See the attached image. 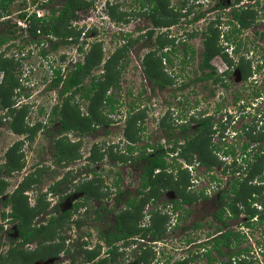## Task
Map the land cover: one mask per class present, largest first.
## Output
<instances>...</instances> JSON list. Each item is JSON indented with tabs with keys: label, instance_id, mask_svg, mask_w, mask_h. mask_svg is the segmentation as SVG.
I'll return each mask as SVG.
<instances>
[{
	"label": "rangeland",
	"instance_id": "374dc122",
	"mask_svg": "<svg viewBox=\"0 0 264 264\" xmlns=\"http://www.w3.org/2000/svg\"><path fill=\"white\" fill-rule=\"evenodd\" d=\"M25 1L27 0H16L12 3L8 11L11 16L0 24V36H9L6 24L20 28L27 27L28 24L25 25L22 21L18 24L19 17L16 15L18 10L27 6V2L24 4ZM75 1L79 8L76 7L74 10L83 9L80 10L83 16L78 22L82 27L78 29L77 26L72 25L74 12L69 22L63 19V25L60 22L57 26L59 30L64 28L72 37L71 40L62 39L63 42L60 43L61 38L51 33L32 37L25 31H20L11 32L12 36L10 35L11 38L8 39L9 47L0 46V61L10 62L11 68H8L17 82L9 95H2L1 93H5L6 90L0 87V95L3 97L0 96V168H2L0 180L6 183V188L0 190V264H68L72 256L77 259L78 264H82L83 252L79 249L87 250L93 247L98 240V232L113 226L116 213L124 206L122 204L125 199L124 194L129 191L134 195L135 189L139 190V176L143 171L144 161L140 160L139 156L151 151L150 146L146 148L145 146L157 144L156 151L165 148L161 143L169 147L171 140L179 137L178 127L184 123L181 117L187 120L188 117L185 116L187 109H192L193 105L209 112L216 107H224L229 111L227 114L217 111V115L223 113L221 118L225 119L221 120L222 126L215 132L213 129L208 130L206 135L200 132L196 137L197 140L205 138L209 144L211 142L213 146L216 145L220 149V156H215L212 151L213 146L208 144L203 157L212 160L210 167L205 168L206 165L199 162V155L186 150L184 154L189 162L184 161L194 165L195 169H183L178 175L174 170H167V173L173 175L172 177L177 178L179 182L177 192L167 188L155 200L153 196H149L142 200V203L139 201L137 208H124L123 219L128 227L135 228L137 220L143 224L154 221L156 226L158 225L154 231L158 230L161 237L153 244L151 242L147 244L140 252L138 248L132 247L134 244L138 247V239L130 240L125 250L121 248V252L125 251V260L131 262L138 260L137 257L142 258L143 255L146 260L142 259V261L148 264H172L174 259L188 254L189 257L192 256V262L195 264H213V261H206L204 255L205 249H214L209 243L210 240L205 242L204 239H209L208 236L215 233L217 226L220 225L213 219L212 214L231 196L229 194L230 196L224 199L219 197L222 191L230 187L232 169L237 165L242 167L239 174L243 178L249 169L247 163L250 160L249 162L253 163L252 167L258 169L257 173L250 175V189L254 190V198L257 199L259 195H263V198L255 200L256 204L253 203L248 209L242 206L240 201L235 203L237 215L229 217L227 223L235 231L242 233V237L233 248L223 249L225 254L221 259L227 262L228 252L248 249L238 257H244L250 264H264V217L254 225H247V216L251 211H255L258 215L264 213V205L259 206L261 200L264 203V135L258 131L260 123H264V35L260 34L261 29H264V15L257 22L260 26L258 31H255V27H251L244 31L231 32L227 31L230 21L228 4L231 0H167L169 5L167 8L171 7L177 14V23L162 33H167L169 39H176L177 57L171 66L175 73L173 84L171 81L169 85L160 87L148 80L141 64L142 55L151 46V43L142 36L143 31L151 24L145 10H141V4L150 8L152 1ZM106 1L111 3V6L106 3L107 8H105ZM261 1L264 3V0ZM65 2L66 0H53L46 6L61 9ZM257 8L263 13L262 7ZM208 23L219 30L215 38L216 45L218 43L217 48L220 50L212 58V65L218 72L224 70L226 63L222 60L223 53H228L229 68L237 64L242 65L248 76L242 81L238 77L237 70H234V74H231L233 80L229 82V86L226 89L219 86L213 94H208V90L206 91L210 87L209 84L205 92L204 90L199 92V84L193 88V83L187 82L188 78L182 75L186 71L196 70V60L186 67L177 61L183 56L180 40H190L197 58L199 57L202 51V29ZM127 32L132 34L128 37V42L131 44L125 46V52H122L120 46L122 47L126 42L124 34ZM160 35L166 37L165 34ZM38 38L43 40L41 44H35ZM52 41L58 42L56 48L49 47ZM40 49L45 50V55L40 54ZM91 53L99 57L101 55V59L85 75L82 87L89 85L92 79L96 81L102 78L104 73L113 74V82L118 81V85L112 86L113 83H108L106 93L113 94L117 100L116 107L112 112L109 106L100 110L101 120L93 121L94 131L90 135L80 134L75 129L58 132L56 114H49V108L56 101L59 102L56 96L59 86L47 90L46 85L53 76L54 68L65 66L63 75H68L74 69V61H84L85 56ZM155 53L157 55V51ZM115 55H121L118 62L123 63L122 68L116 69L117 66L114 68L110 63ZM107 61H109L108 70L104 68ZM162 65L168 68L167 62ZM167 73L170 76L168 69ZM1 83H7L5 70L0 71ZM258 92H261L259 95L262 98L255 97V93ZM236 96L239 98L235 101ZM2 100L8 102L2 105ZM251 102L254 107L245 108ZM89 104L95 105L78 94L66 103L67 107H74L80 116L83 114L85 116ZM63 107L66 108L64 105ZM166 107H169V110ZM163 113L164 116H161ZM217 115L215 113L212 116L214 122L221 119ZM194 118L197 119L195 116ZM36 121L40 122L36 123ZM43 121L46 124H43ZM24 124L27 127H22ZM139 126L141 130L137 131ZM193 126L195 123L190 125L189 133L194 132ZM15 127L22 130L17 132ZM168 130L172 131L169 135ZM179 138L182 142L181 137ZM56 139L59 146L63 143L67 147H69L68 143L75 144L67 160L55 161L58 154L53 141ZM130 141L133 142L132 151L127 152L126 147ZM246 143L249 154L241 160ZM14 149L19 159V165L15 167L18 171L14 169L13 172L7 173L3 163L7 159V152ZM93 151L98 155L95 161L90 160L88 156L89 152L92 154ZM256 153L262 155V161L258 164H254ZM173 155L174 159L170 155L166 158L170 165L183 161L181 158V160L177 159L174 152ZM233 155L237 158L236 161H232ZM187 164L182 163V166L187 167ZM27 172H30L29 180L26 178L22 180ZM212 176L217 179L216 182H212ZM194 177L197 180L191 183L190 180ZM19 181L23 182L25 192L21 190ZM87 181H90L91 186L98 187V193L90 200L89 198L86 200L85 211L81 208L70 218L47 225L45 230L34 235L31 242L27 243L21 238V233L18 231L20 222L15 217L16 204L21 205L26 214L21 228H35L39 224L46 223L50 216L54 217L58 214L54 211L55 205L58 204L57 207L64 211L72 201L84 198V194L74 191V188L85 187L91 191ZM210 181L215 185L213 188L209 185ZM114 183L121 185L122 196L112 195ZM17 184H19L18 188L11 193ZM56 184H58L57 191L53 189ZM64 193H68L66 198H62ZM182 196H188L192 201L173 211L170 205H166L169 199L179 200ZM10 197H13V200H9ZM93 198L97 200L94 201ZM98 200H102L108 210L101 211L100 216L95 219L93 209L99 205ZM37 202L42 207L39 211L36 207ZM71 218L78 219V225L74 226ZM248 221L251 223L250 219ZM196 222L201 226L195 227ZM152 231L148 230L146 239H152ZM60 236L65 239L67 251L59 249ZM136 237L141 236L137 234ZM76 245L78 248L75 249ZM97 247L98 244L93 249L97 250ZM32 249H35L33 259L40 257L44 259L33 263L30 256L29 259L24 258V255H31ZM210 254L214 256L215 252L210 251Z\"/></svg>",
	"mask_w": 264,
	"mask_h": 264
},
{
	"label": "flooded vegetation",
	"instance_id": "af4514ba",
	"mask_svg": "<svg viewBox=\"0 0 264 264\" xmlns=\"http://www.w3.org/2000/svg\"><path fill=\"white\" fill-rule=\"evenodd\" d=\"M52 1L53 0H27L24 3V4H26V2H27V6H24L23 9L18 10L16 15L19 17L18 19L20 21H22L25 25L28 23L29 17L32 16V15H35V17H38V18H41L42 19L39 22V24H42L45 27L46 26L45 24L47 22L48 17L51 16V14H52V10H55L54 15H57L58 12L60 11V9L48 8L46 6L47 3L52 2ZM151 1H152V4H151V7L150 8H147L143 3L141 4V10H145V13H146V16L148 18V21L151 24L150 26H147L146 27V30L145 31H143V35L142 36L145 37V39H146L147 42L151 43V46L142 55V57H141V64H142L143 72H144L143 61L146 58V56L148 55V53L153 52V51L154 52L157 51V55H155L156 57L159 56L162 52L165 53L161 57V64L162 63H165V62L168 63V68H166V67H164L162 65L163 72L165 74H167V76H168L167 82H165V84H157V83H154L152 80H150L147 77L148 80L151 81L153 85H158L160 87H165V86L169 85L168 83H170L175 78V76H174L175 73H174L173 68H171V66L173 65V63L175 62L174 60L177 57V54L175 53V51H176L175 48H176L177 45L175 44L176 43V39H169L170 37H168L166 35L167 33H162V32H164V30L165 31L168 30V28L171 25H173V24H167V25H163V26L158 25V24H156L154 22V20H156V19L155 18H151L150 15L148 14L149 12H152L154 15H157L158 14V11H155V10L153 11V9H152L153 8V1H155V0H151ZM12 3H11V5H12ZM106 3L108 4V6H111V3H108V1H106L104 3V7L105 8H107V6H106L107 4ZM263 4L264 3L261 0H231L230 3L228 4V11H229V14H230V21H229V27L227 28V31H231V32L244 31L245 29H249L251 27H255V31H258V29H260V26H259V24H257V22L259 21L260 18H262L261 16L264 15V7H263ZM167 6H169V5H167ZM259 6L262 7V12L263 13H260L261 12V9H258L257 8ZM57 8H59V7H57ZM168 8H171V7H168ZM246 9H253L256 12L255 18L254 19H250L249 22L246 25L245 24L243 25V24H240V23H234L233 22L234 21V16H233L234 15V12H242L243 10H246ZM80 10L83 11V9H76L74 11V19H72V21H71L72 22V25L75 26V27L77 26L78 29H80L82 27V25H78L79 24L78 22L80 21L81 17L83 16ZM172 10L174 11V9H172ZM21 15H23V17ZM9 16H11V14L8 13V12L1 14L0 15V24L2 22H4L3 20H8ZM76 16H78V17H76ZM174 24H176V23H174ZM6 26H7V30H8L7 34H9V36L11 35V32H14L15 33V32H20V31H25L28 36H32V37H37V36H41V35H44V34L45 35H48L45 31H43L41 29V27L37 28L35 34H31V32L27 29L28 26L27 27L24 26V27H21V28L18 27V26H16V25H12V24H6ZM148 32H150V35L148 34ZM217 33L219 34V30L217 29V27H214L210 23L206 24V26L204 27V29H202V35H203L202 40H201L202 51H201V53H200V55H199L198 58H197V55H196V51L193 49L194 47L191 45V41L190 40H183V41L180 40V43H179V44H181V49H182L183 56H181L180 59L177 60L178 63H180L182 65H185V67H186V65H188L192 61H195L196 60V62H197L196 63L197 64V67H196V70L195 71H186V73H183L182 75L183 76H186V79L188 78L187 79V82L193 83V88H194V86H196V84H199L198 85V86H200V89H198L199 92H202V90H204V92H205V88H206L207 84L210 85V87L208 89H206V91L208 90V94L209 93H211V94L215 93L216 90H217V88L219 86H223L226 89L229 86V82H232V80H233L232 79L233 77L231 76V74L232 73L234 74V70L235 71L237 70L236 72L238 74V77L242 81L243 80L245 81L248 78V76L245 74L244 67L242 65H241V67H242V70L243 71H241L240 70V67L237 66V65L229 68L230 62L229 61L228 62L225 61L224 58L222 60H224V62L226 63V68L224 70L218 72L217 69L211 63L212 58L217 53L210 57V59L208 61L209 62V65H210L209 67H202L201 66V64L204 61L203 60V53L205 51V40H206V38L208 36H211V37H214V41L216 42V38L215 37L217 36ZM160 34H163V35L165 34V36L169 40L159 49V46L156 43V39H157V37ZM260 34L264 35V29H261ZM130 35H132V34H130L128 32L124 34V38H126V40H125L126 42L124 43V45L122 47L120 46V49H123L125 47V45L127 46V45H130L131 44V43L128 42V37ZM9 36L8 35L7 36L6 35L5 36H0V46L1 45H6V48L9 47L10 42H8V39L11 38V37L9 38ZM67 38L71 40L72 37L68 36ZM43 39H45V38L43 37ZM66 39H65V41H67ZM137 39H139V38L137 37ZM42 42H43V40L40 39V38H38V40L35 42V44H37V43L41 44ZM53 42H56V41H52L49 44V47L50 48H51V44ZM59 42L61 43L63 41L61 40ZM217 45H218V43H217ZM123 51H125V50H123ZM39 52H40V54L45 55V50H41L40 49ZM225 52H227V51H225ZM225 54L227 55L228 53H225ZM75 62H77V60L74 61L73 64ZM55 69H60L61 73L63 74V72L65 71L66 67L65 66L64 67L58 66ZM167 69L169 70L170 76L167 73ZM144 75L146 76L145 73H144ZM56 76L57 75H55L53 73L52 78L49 80V83L46 85V89L47 90L49 88L53 89L52 87H58L59 86V88H58L59 90L57 91L58 93L56 95L57 96V99H59V102L56 101L54 104H52L50 106V108H49V114H56L55 117H56L57 123H58V132L60 131L61 133H63V131L72 130V128L71 129H67V130H63L62 129L63 124H62V120H61L62 119V112H61V110H62V108H64L63 105L67 107L66 103L69 100H72L75 96H77V94L80 96V93H83L85 91V88L82 87L83 90H80V89H78V85H75V86H72L69 90H65L64 91V90H62L63 87H64V84H62V82H60L59 84H56V80H55ZM63 76H65V75H63ZM229 79H231V81H229ZM183 80H184V77H183ZM172 84H173V81H172ZM183 85H184V83H183ZM260 93L261 92L255 93L256 94L255 97L256 98L257 97L258 98H262L259 95ZM81 97L83 99H85L83 96H81ZM238 98L239 97L236 96L234 100L236 101V100H238ZM194 101H195V103H197V99H195ZM250 104L249 105H246L245 108L254 107V105H253L252 102ZM166 108H167V110H169L168 109L169 107H166ZM54 109H55V111H54ZM53 111L55 113H53ZM187 111L188 112L185 115V116L188 117L187 120H186V118L181 117V119L184 120V123L178 127L179 128L178 129L179 130V137H181L182 142H181V140H180L179 137H174V138H178L179 139L177 145H180L182 143L184 144V142L186 140L189 141L190 139H192V137L193 138L194 137L196 138V136L200 132L203 133V134H205V135L208 133V130H212L213 129V132H215L218 127L222 126L221 123H223V122L221 120H224L225 119V118L224 119L221 118L224 114L221 113L223 115H221V114L220 115H217L218 114L217 111L225 112L226 114L229 113V111L227 109H225L224 107H221V108L216 107V108H214L213 110H211L209 112V111H206L205 109H201V107H198V106H195V105L192 106V109H190V110L187 109ZM215 113H216V115L219 118H221V119H218V121H216V122L213 121V117H212L213 115H215ZM86 115L87 116H90V113H89L88 109H87V112H86L85 116ZM83 116H84V114H83ZM161 116H164V113L161 114ZM194 116L197 117V119L194 118ZM172 118H173V120H175V117L174 116ZM49 120L51 121V118H49ZM177 120H178V118L176 117V121ZM192 123H195V126H193L194 127V132L189 133L188 131L190 130V125ZM43 124H46V122L43 121ZM94 126L95 125H94V123L92 121L91 123H89L88 125H86L85 128H83V131L82 132H79L77 129H75V130L78 133H80V134L86 133L87 135H90L94 131ZM258 128H259L258 131L261 132L262 135H264V123H260V125L258 126ZM139 130H141V126L137 127V131H139ZM171 132L172 131L168 130L167 131V134L169 135ZM174 138L171 140L170 146L173 144ZM57 140L58 139H56V141H53V144H54V147L56 149V152L58 153L57 161H56V159H55V161L56 162H59V161H61V158L60 157H61V154L62 153L61 152L59 153V148H58L59 143H58ZM167 142L168 143L170 142V139L169 138L167 139ZM132 144H133L132 141L128 142V145L126 147V151L127 152H131L132 151V149H129V148H132V146H133ZM247 144L248 143H246L244 145V148H243L244 154H243V157H241V160H243V158L247 157V155L249 154L248 151H247V149H248L247 148ZM155 145L154 144L153 145H146L145 148L147 146H150L149 149L151 151H149V153H147V152H145V153H147L149 155H154L155 153L161 152V151H156L157 144H155ZM209 145L212 147L213 146V143L210 142ZM161 146L165 147L163 150H168V147H166L165 144L161 143ZM249 150H251V148ZM212 151H214L215 156H220V149L218 147H216V145L213 146ZM150 152H153V153H150ZM173 152L175 153V156H176L177 159H179V160L183 159V161L185 160V161H188L189 162V160L187 159V156H186V159L181 158V157L178 156L177 153L179 152V148H178V150H175ZM173 152L172 151H169V150L166 151L164 158L166 159L167 156H169V155L172 158H174ZM193 153L195 155H199L197 152H193ZM91 155L92 154L89 152L88 156H89L90 160L92 159L91 158ZM227 155H229V153ZM236 159L237 158L235 156L232 157V161H234V160L236 161ZM92 160H94V159H92ZM140 160H144V159L143 158H140ZM5 161L6 160H4V163L3 164H5ZM183 161L182 160L179 161V163L181 164V167L183 169H186V168H188L189 170L195 169V166L194 165L187 164V162H185V161L183 162ZM249 161H248V163H249ZM144 162L145 161H143L142 168H143ZM182 163H185L188 166L187 167H183L182 166ZM201 164H203V163H201ZM203 165H206V164H203ZM3 167H4V169L6 170L7 173L13 172V170L9 172L4 165H3ZM209 167H210V164H209ZM205 168H208V165H206ZM241 168L242 167H240L238 165L233 168L234 172L231 173V176L232 177L230 178V180L228 179L229 180V183H230V187L228 189H225L224 191H222V192H226V196L225 197H220L222 192L220 193V196L219 197L221 199H224V198L229 197L230 196L229 194H231V196H232V193L230 192L231 183L233 182L234 179H240V180L242 179V177L239 174V171L241 170ZM1 169L2 168H0V170ZM158 170L159 169H155L154 170V174H156V172ZM15 171H18V170L15 169ZM175 173H176V171H175ZM236 173H238V174L236 176H234ZM142 174H143V171H142V173L139 176V190L138 189H135V192L136 193L134 195H131L129 193V191L124 194L125 199L122 202V204H124V206L121 207L122 210H120V211H118L116 213V215H115V222H114L113 226H110L108 228H105L103 231H99L98 232V235H97L98 240L96 241V244L93 247H90V248L87 249L89 251H87L86 248H83V250L79 249V251H82L83 252L82 253V256L84 257V259H83L84 262H82V264H91V263H94V262H96L97 264H144L143 261H142V258H140V257H137L139 259L138 260H135L136 262L135 261L131 262L130 260L126 261L125 260L126 258L124 257V252L125 251L121 252V248H123V250H125V248L127 247V245L130 243L129 242L130 240H137L138 239V247L135 246L136 244L132 245V247H133V249L134 248H138V251L140 252L142 250V247H143L142 244H146L147 245V244H150V242L153 244L154 242H156V240H158L161 237V233L159 234V236H154L153 235L154 232H155L154 231V228H153L152 229L153 230V234H151V238L152 239H146L148 237L147 236V232L149 230L147 228L151 225V223H149V224H143V223L140 222V220H137V222L135 223V228L128 227L124 223V219H123L124 211L123 210H124V208H131V207L128 206V200L129 199H133L134 197H136V199H137L138 196L139 197L141 196L139 194V191L142 190V187H141ZM29 175H30V172L25 173V176L26 177H23L22 180H24L25 178H28ZM245 176L246 175H244V177ZM211 178H212V182H216L217 179H215L213 176ZM195 180H197L196 177H194L193 179H191L190 182L192 181L191 183H193V181H195ZM21 181H19V183H21ZM87 182H88V185L90 186V184H91L90 181H87ZM248 182H249L248 184H251L250 181H248ZM209 185H210L211 188H213V186H215V185H213L211 183V181L209 182ZM18 186H19V184H17L15 186L14 190H12L11 193L15 192V190L18 188ZM112 187H113L112 195H114L116 197H117V195H119V196H122L123 195V192L121 191L122 190L121 189V185L119 183H114V186H112ZM56 188H58V184H56L53 189L56 190ZM97 188L98 187H95L94 186V192H92V189H91V191L89 190L90 193H84L85 191H83V189H81L80 187L74 188V191L83 193L84 194V196H83L84 198L78 199V200L76 199V200L72 201V203L70 204V206L67 209H65L64 211L63 210H60L57 207L58 204L56 203L57 205H55L54 211H57L58 214L56 216H54V217L53 216H50L46 220V223L39 224L37 227H39L40 225H46V227H47V225H49V220L51 218H59V215L63 214L66 210H71L70 215L63 217V218L57 220L56 222L61 221L64 218H70L72 215L76 214L79 211V209H81V208H84V211H85L86 208H87L86 200H88V198L90 200L92 197H95L96 196V194L98 193V189ZM167 188H171L172 190H174V192H177L172 187H167ZM167 188H165V189H167ZM145 190L146 189H144V191ZM163 190H164L163 188L160 190V193L161 194H162V191ZM22 191L25 192L24 189ZM137 192H138L139 195H137ZM161 194L159 196H161ZM67 196H68V193H64V195H63L62 198H66ZM254 196H255V193H252V197H254ZM158 197H154L153 196L152 198H153V200H155ZM181 198L182 197H180L179 200L169 199L168 200V203L166 205H170V208L173 211L176 208L182 206L183 204L190 203V202H185V203L181 202ZM258 198H260V197L258 196ZM258 198L257 199L254 198V200H251L252 201V204L253 203L256 204V201L255 200H258ZM229 199L230 198H228L227 201H224V203L221 204V206L217 210H215L213 212V214H212L213 215V219L215 221H218L220 223V225L217 226V229H216L215 233H213V234H211V235L208 236L209 239H206V238L204 239L205 242L207 240H210L209 243H211L212 244L211 247L214 248L213 250H210V249H207L206 250L205 249V253H204V255L206 256V258H205L206 261L207 260L213 261L214 262L213 264H239L240 261L246 260L244 257L240 258L238 256L240 254H242L243 251H246L247 252L248 249H237V251H230V252H228L226 254L227 262L221 259V256L225 254V252L223 251L224 248L225 249L226 248H233L234 246L237 245L236 236L239 233V231H235V229H233L232 226H230V224L227 223V219L229 217L236 216V215H234L233 212H231L229 210V208L227 206V203H228ZM9 200H12V197H10ZM93 200L96 201L97 199L93 198ZM98 201H100L99 205H96V208L94 207V209H93V216H94L95 219H97L100 216L101 211L106 212V210H108V208L104 205L105 203H103L102 200H98ZM138 202L139 201H136V203H138ZM260 202L261 203L259 204V206H261V204L263 205L262 200ZM37 205H38V207H41V205L38 202L36 203V207H37ZM242 206H244V205H242ZM221 207H224L223 214L222 215L220 214V216H216L215 213L221 211ZM120 214H121V216L119 218V215ZM249 219L251 220V223L248 221ZM119 220H122L121 221V224H119ZM259 221H261V220L259 219L258 214L257 215L255 214L254 216H251V217L247 216V223H248L247 225H251V224L254 225V223H258ZM18 222H20V220ZM53 223H55V222H53ZM72 223L75 226V225H78L79 221H78V219H72ZM194 226L195 227H200L201 224H199L198 222H196V223H194ZM37 227H35V228H37ZM45 229L46 228H44L43 230H45ZM122 229L123 230H127V231H131V233L129 234L128 237H125L124 236V232L122 231ZM18 231L20 232L19 227H18ZM227 232H229V233L232 232L230 234V236H229L230 237L229 238L230 241L228 243L227 242L226 243H223V241H222V239L224 238L223 235L225 233H227ZM20 233H21V238H23L22 237V235H23L22 232H20ZM137 234L140 235L141 237L140 238H137L136 237ZM143 235H145V237ZM33 237L31 239L26 240L27 243L28 242H31L33 240ZM58 239H61L60 241H58L59 249H61V251H63V250L67 251L68 249L66 248V246L64 244V242H65L64 240L65 239L62 236H60ZM81 242H83V241H81ZM97 244H98L97 250L96 249H93ZM76 248H78L77 245L75 246V249ZM34 250L35 249H32V251H30L31 255L28 254V257L29 256L31 257V262L34 263L37 260L44 259L43 257L36 258V259L34 258L33 259V257H35L34 256V252H33ZM210 251L211 252H213V251L215 252V255H214L215 257L210 254ZM56 253L58 254V252H56ZM122 254H123V256H122ZM89 255H91V257L90 258H87V256H89ZM219 256H220V258H219ZM71 258L72 259H70V261L68 262V264H78L77 263V259H74L73 256ZM172 264H195V263L192 262V256L189 257V255L186 254V255H183L182 257L178 258V259H174L172 261Z\"/></svg>",
	"mask_w": 264,
	"mask_h": 264
},
{
	"label": "trees",
	"instance_id": "16d2710c",
	"mask_svg": "<svg viewBox=\"0 0 264 264\" xmlns=\"http://www.w3.org/2000/svg\"><path fill=\"white\" fill-rule=\"evenodd\" d=\"M15 1V0H0V15L3 13H6L9 11L10 9V5L11 3ZM167 4L168 1L167 0H155L153 1V11H158L157 15H154L152 12H149L148 14L150 15L151 18H155L156 20H154V22L158 25H167V24H174L177 23L176 20V13L172 10V9H168L167 8ZM78 7V5L76 4L75 0H66L64 6L60 9V11L58 12L57 15H54L55 10H52V14L51 16L48 17L47 22H46V27H44L42 24H39V22L42 20L41 18L35 17V15H32L29 17V21H28V27L27 29L31 32V34H35L37 28L41 27V29L43 31H45L46 33H51L54 34L56 36H59L62 39H66L69 34H67L66 30L63 29H58L57 26L61 24L63 25V19H66L67 22H69L71 20V18L73 17V12L75 11L74 9ZM264 7V4H263ZM79 8V7H78ZM160 14V15H159ZM164 16V18L162 16ZM23 17V15H21ZM234 23H240V24H247L249 22L250 19H254L256 16V12L253 9H246L243 10L242 12H234ZM148 34L150 35V32H148ZM76 35H78V33H76ZM3 40V39H2ZM169 39L167 37H163L162 35H159L156 39V43L159 46V49L168 41ZM213 40V41H212ZM57 42H53L51 44V48H56L58 45ZM129 44V43H128ZM126 46V45H125ZM218 45H216V42L214 41V37L208 36L205 40V51L203 53V63L201 64L202 67H209V59L211 56H213L214 54L219 52V48H217ZM120 50V49H119ZM125 50L124 48L121 49L122 52ZM155 52H150L148 53V55L146 56V58L143 61V66H144V73L146 74V76L152 80L154 83L157 84H165V82H167L168 76L167 74H165L163 72L162 69V64H161V57L165 54V53H161L159 56H155ZM121 55H115L114 57L111 58L110 63L112 64V66L116 69L117 68H122L123 63L118 62V59L120 58ZM223 58L225 59V61H229L228 56L223 53ZM101 59V55L100 57L94 53H91L87 56H85V60L84 61H77L74 63V69L71 70L68 75L63 76V74L61 73L60 69H53V73L56 76L55 80H56V84H59L60 82H62V84H64V87L62 90H69L72 86L78 85V89L81 90L82 86H83V80L85 75L89 72L90 68L96 65V62H98V60ZM108 63L109 61L106 62V64L104 65V68L106 70H108ZM237 66L240 67V70H242L241 65ZM11 68L10 66V62L9 61H0V71L5 70L6 71V78H7V83H1L0 87L4 88L6 91L5 93H1L2 95H9V93L11 92L12 89L15 88L17 82L16 79L14 78V75L11 73V71L9 70V68ZM13 67V64H12ZM107 74V73H106ZM105 73L102 75V78L98 79V80H94L92 79L89 82V85L85 86V91L83 93H80V97L83 96L85 99L89 100L90 103H94L95 105L89 104L87 109L90 113V116H80L78 111L74 108V107H66V108H62L61 112H62V129L63 130H67V129H77L79 132L83 131V128H85L86 125H88L89 123H91L92 121H94L95 119L101 120L100 117V110H102L103 107L105 106H109V110L112 112L115 107H116V102L117 100L113 97L112 93H106L107 92V86L108 83L112 84V86H117L118 85V81L113 82V74H107ZM2 95H0L2 97ZM3 98V97H2ZM8 101H3L2 100V105L3 103H7ZM99 105V107H98ZM43 108V107H41ZM55 111V109H54ZM53 111V113H55ZM17 119V116H16ZM14 122H16L14 120ZM40 122V121H36ZM27 125H23L22 127H24ZM17 132L22 130V129H18V128H14ZM128 137V136H127ZM197 137V136H196ZM129 138V137H128ZM179 139L178 138H174L173 140V144L168 147L169 151H175L177 149V147L179 148V152L177 153L179 157L186 159V155L184 154V152L186 150H189L190 153L192 152H197L199 154V162L206 164L209 166L212 158H209L208 160L205 159V157H203L205 151H207V145L209 144V142H207V140L205 138H203L202 140L197 138H193L190 139L189 141L186 140L184 142V144H180L177 145ZM64 144V143H63ZM61 144V146L59 148V153L61 152V160H67L69 158V154L72 151V148H74L75 144L73 143H68L67 145L69 147H67L65 144V146ZM131 149V148H129ZM11 150V149H10ZM168 150H163L161 152L155 153L154 155H149L147 153H142L139 158H143L144 159V165H143V174H142V182H141V187L142 190L139 191V194L141 195L140 197H134L133 199H129L128 200V206L129 207H133V208H137V204L136 201H140L141 203L143 202L142 200H144L146 197H158L161 193H160V189L163 188H167V187H172L174 188L176 191H178V186H179V182L176 179H174V177H172L173 175H170L167 173V170H175L176 173L175 174H180L183 171V168L181 167V164L179 162H176V164L174 165H170L167 160L164 158L165 156V152ZM16 150H12V151H8L7 152V159L5 161L4 166L7 168V170L10 172L12 170L15 169L16 166H18V161L19 159H17V155H15ZM58 154V153H57ZM97 154L96 152H92L91 158L96 160L97 159ZM59 158V159H60ZM58 159V160H59ZM174 159V158H172ZM255 162L254 164H258L259 162L262 161V155H260L259 153L255 154ZM57 161V160H56ZM249 169L246 172V176L244 178L240 179H234L233 182L231 183V189L230 192L232 193V196H230V199L227 203V206L229 208V210L231 212L234 213V215H237V212L235 211V203L240 201L247 209L249 208V206L252 204L251 200H254V197H252V193H254V190L250 189V184H248L247 182L249 181L250 175H254L255 173H257L258 169L254 168V166L252 167L253 163L249 162ZM18 169V168H17ZM155 169H159L156 174H154V170ZM232 172H234V170L232 169ZM26 180H29V177L26 178ZM20 188L21 190L24 189L23 186V182L20 183ZM6 183L2 180H0V190L5 187ZM92 189V192H94V187L93 186H89ZM81 189H83L84 191H86L87 193H90V191H88L85 187H82ZM144 189H146L144 191ZM159 190V191H158ZM96 192V191H95ZM259 195V194H258ZM226 196V192H222L220 197H225ZM260 198H263V195H259ZM13 200V197H12ZM192 199L188 196H182L181 198V202L185 203V202H191ZM140 203V204H141ZM263 203V201H262ZM264 205V203H263ZM15 217L17 219L20 220V223L18 224V227L20 229V232H22V237L25 240L31 239L35 234H39L44 228H46V225H40L37 228H31V229H22V221L25 220L26 218V214L23 211V208L21 205H15ZM38 211L41 210V207H38ZM224 211V207H221V211L215 213L216 216H220V214L222 215ZM71 213V210H66L63 214L59 215V218H51L49 220V224H52L53 222H56L57 220L65 217V216H69ZM257 215V213L255 211H251L248 216H254ZM121 214L119 215L120 218ZM259 219L262 220L264 217V213L263 214H259L258 215ZM225 220V219H224ZM223 220V221H224ZM122 220H119V224H121ZM248 224V223H247ZM158 228V225L156 226V224L154 223V221H152L151 225L147 228L150 231L153 228ZM124 232V236L128 237L129 234L131 233V231H127V230H123ZM156 233V234H155ZM232 232H227L223 235V243H228L230 241V234ZM151 234H153V231L151 232ZM160 232L157 230L156 232H154V236H159ZM242 237V234L239 232L236 236L237 239V243L240 242V239ZM142 249L144 247H146V244H142ZM145 249V248H144ZM91 255L87 256V258H90ZM24 258H28V255H24ZM29 259V258H28ZM142 259L143 261H145V257H143L142 255ZM144 264H148L147 262H143ZM239 264H250V262L248 261H240Z\"/></svg>",
	"mask_w": 264,
	"mask_h": 264
},
{
	"label": "built area",
	"instance_id": "2783aa9c",
	"mask_svg": "<svg viewBox=\"0 0 264 264\" xmlns=\"http://www.w3.org/2000/svg\"><path fill=\"white\" fill-rule=\"evenodd\" d=\"M18 24H21V21L20 20H17Z\"/></svg>",
	"mask_w": 264,
	"mask_h": 264
}]
</instances>
